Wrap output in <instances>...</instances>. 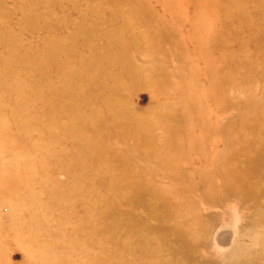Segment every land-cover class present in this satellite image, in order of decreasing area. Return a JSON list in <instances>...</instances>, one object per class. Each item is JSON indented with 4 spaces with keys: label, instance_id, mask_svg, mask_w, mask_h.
<instances>
[{
    "label": "rangeland",
    "instance_id": "1",
    "mask_svg": "<svg viewBox=\"0 0 264 264\" xmlns=\"http://www.w3.org/2000/svg\"><path fill=\"white\" fill-rule=\"evenodd\" d=\"M8 64L0 264H264V0H0Z\"/></svg>",
    "mask_w": 264,
    "mask_h": 264
},
{
    "label": "bare ground",
    "instance_id": "2",
    "mask_svg": "<svg viewBox=\"0 0 264 264\" xmlns=\"http://www.w3.org/2000/svg\"><path fill=\"white\" fill-rule=\"evenodd\" d=\"M17 73L15 72V70L13 69V65L12 64H8L7 65V67H6V69L4 70V72H2V77L0 78V80L1 81H3L4 83H6L7 81H6V78H9V77H14L15 75H16ZM215 79L216 78H213L212 77V75L210 76L209 75V81L211 82V83H215ZM61 84V86H63V88L64 89H69L70 88V82H66L65 80H62V79H60L59 80V85ZM15 86H16V89H22V90H25V89H27L26 87L24 88V87H22V84H20V83H15V85L13 86L14 88H15ZM22 87V88H21ZM52 88V87H51ZM194 96V97H193ZM193 96H192V100L193 101H195V99H196V96L193 94ZM195 98V99H194ZM29 102V101H28ZM27 103V100L26 99H24L23 101H21V100H18V101H16L15 102V104L16 105H25ZM2 103L0 102V105H1ZM75 107H77V106H75ZM22 122H23V127L26 129V128H29V127H31V126H33V121H32V119L30 118L29 120H25V118L24 117H20L19 118ZM85 120V119H84ZM10 124L8 123V122H6V120L5 119H3V118H0V142H1V144H3V143H5L6 145L5 146H3V145H1L0 144V149H5V151H7V149H8V144H9V142H11V138L13 137V133H12V131L10 130ZM68 126V125H67ZM67 126H64V130L65 129H67ZM73 132V131H72ZM71 132V134H72V136H75V135H79L80 137H78V138H81L82 140H83V135L79 132H73L72 133ZM75 133V134H74ZM83 136V137H82ZM264 138V137H263ZM41 142H42V139L41 138H39L38 140H36L35 142H34V144H35V146H36V149L38 148V146H40V144H41ZM263 148H264V146H263ZM260 149L261 151L262 150H264V149ZM35 149V150H36ZM95 150V149H94ZM33 153H35V151H32ZM87 156H86V154H84V156L82 157V158H80V161H78V163L79 164H82V160L83 159H85ZM42 160L44 161L45 159H44V155H43V157H42ZM29 160H27V159H25V161L22 163L23 164V168L22 169H20V170H18V169H16L15 171L17 172V177H16V180H20L21 178H26V179H31L32 177H31V174H32V168H30V166H29ZM41 164H43L42 162H41ZM248 172L250 173V169L248 168V167H246L245 168V170H244V173L245 174H248ZM13 174H14V172H11L10 171V169H8V168H4V169H2L1 167H0V190L3 192V191H7L6 189H4L5 187H7L9 184H10V180L9 179H11L12 180V178H13ZM212 176H210L209 177V181H208V183H211L212 182ZM238 181L240 182V178H238ZM35 197V196H34ZM34 197H32L31 199H30V203L32 204V203H35L34 202ZM252 213V212H251ZM247 227V225L245 226V228ZM244 228V227H243ZM241 229V231H240V233H239V230ZM239 230H238V234H239V237H243V238H248L249 240L251 239V241H254L255 243H258L259 245H262L263 247H264V229L263 230H259V229H257V228H255V227H249V228H247V229H243L242 230V228H240ZM249 230H252L253 232H251L250 234H248V231ZM234 246V245H233ZM66 247H68L69 249H71L72 250V247H73V243L72 242H68V244L66 245ZM249 247H251V246H249ZM41 249H42V251H43V253H38V255L39 254H42V257H43V254L44 253H46L47 251H48V249L47 248H44V246L43 247H41ZM234 249H235V251H237V250H240V244L238 243V242H236V245L234 246ZM258 249H259V247H258ZM254 251V250H253ZM41 256V255H40ZM52 260V259H51ZM218 260V259H217ZM228 260H226V262H227ZM225 262V263H226ZM222 263V262H221ZM224 263V264H225ZM208 264V263H207ZM212 264H214V263H212Z\"/></svg>",
    "mask_w": 264,
    "mask_h": 264
}]
</instances>
